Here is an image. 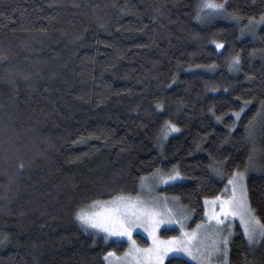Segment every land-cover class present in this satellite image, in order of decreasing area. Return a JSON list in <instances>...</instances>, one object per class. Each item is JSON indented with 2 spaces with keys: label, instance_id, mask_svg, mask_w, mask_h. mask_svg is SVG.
I'll return each instance as SVG.
<instances>
[{
  "label": "trees",
  "instance_id": "obj_1",
  "mask_svg": "<svg viewBox=\"0 0 264 264\" xmlns=\"http://www.w3.org/2000/svg\"><path fill=\"white\" fill-rule=\"evenodd\" d=\"M214 1L227 13L197 19L201 0H0V264H105L126 243L78 209L175 167L164 191L201 220L250 153L264 224V0ZM228 246L226 264H264V240L237 228Z\"/></svg>",
  "mask_w": 264,
  "mask_h": 264
},
{
  "label": "snow or ice",
  "instance_id": "obj_2",
  "mask_svg": "<svg viewBox=\"0 0 264 264\" xmlns=\"http://www.w3.org/2000/svg\"><path fill=\"white\" fill-rule=\"evenodd\" d=\"M202 9L219 10L210 14H224L227 13L226 2H214V0H205L202 4ZM208 15V14H206ZM234 18L239 19L235 13L232 14ZM197 19H201L198 15ZM258 23L264 24V13H261L259 19L256 17L249 18V25L252 29H255ZM217 48H222V43H216ZM240 62V55H234L231 58L230 67H238ZM250 101H244V105L240 108V111L235 113V116L239 118L241 112ZM262 107H264V101H261ZM219 120L220 117H217ZM252 124V121H249ZM165 128L168 131H178L177 125L171 121L165 122ZM249 137L254 133V125L252 128H246ZM227 159V158H225ZM254 162L252 154H249L248 163L244 165V169L239 168L232 172L231 178L228 180V184L232 186V195L227 200H221L220 197L213 198V210L206 213L209 220H215L216 225H225V221L229 215L240 216L241 223L244 225V235L247 237L248 243L255 244L264 240V224H260L259 219L254 215V211L250 206L248 198V185H247V173L253 168ZM22 168L23 165L21 164ZM157 178L163 181L177 180L182 178L181 173L173 168L171 174L162 175V170L157 169ZM152 192L151 187H148L149 195L141 197L137 195L132 197L131 195L117 194L110 196L108 200H93L91 205L95 210L88 211L85 207H81L75 212L76 219L80 222L84 231L96 230L105 233L104 239L108 240L109 236H126L130 242V246L123 257L117 256L115 252H109L105 254V260L108 264H163V259L169 252L183 251L193 259H200L201 264L208 261L211 264V257L213 254L217 255V259H223L227 262L228 257V236L221 235V229L216 228L215 231L209 233L207 230L204 233L203 250L201 247H196V253H200L199 257L194 254L191 241L195 238V233L183 235L181 237H168L166 240L161 239L157 235V230L161 224L165 222H171L176 213L173 207H170L166 198L156 199L150 195ZM219 200L220 211H215V201ZM205 205H208V199L205 198ZM240 208L243 211L237 212L234 209ZM223 215V218H221ZM180 223L179 220L176 221ZM144 228L148 232V235L152 239V243L144 248L136 245L135 240L132 238L133 230L137 227ZM227 226V225H225ZM183 227V225H181ZM200 228V225H197ZM208 225V228H211ZM8 241V236L4 235L0 238V244H4Z\"/></svg>",
  "mask_w": 264,
  "mask_h": 264
},
{
  "label": "rangeland",
  "instance_id": "obj_3",
  "mask_svg": "<svg viewBox=\"0 0 264 264\" xmlns=\"http://www.w3.org/2000/svg\"><path fill=\"white\" fill-rule=\"evenodd\" d=\"M204 2H205V0H201V2H200L201 4H200L199 16L202 19L207 18L209 16H217V14H210V13H214V12H217L219 10H213V9H207V8L202 9L201 6ZM206 14H208V15H206ZM218 15H225V13L224 14H218ZM171 172H168V173L162 172V175H169V174H171ZM230 178H231V175L226 180L225 187L223 190L224 193L217 196V197H220L221 200H227L232 195V192H231L232 186L228 184V180ZM177 180H179V179H177ZM177 180H169V181L165 182L162 179L157 178V173H156V171H154L151 174L144 176L141 179V181L137 187V190L135 192L119 193V194L131 195L132 197H136L137 195H139L141 197H146L149 195L148 187H151L152 192L150 193V195L152 197H154L156 199L166 198L169 206L173 207V210L176 213V215L173 217L171 222H165L164 224L160 225V228L157 230V235L161 239L166 240L168 237H172V236L183 238V235L185 233H187V234L195 233V238L191 241V245L193 246L194 254H196L198 257L200 255V253H196L195 249H196V247L199 246V247H201V250H203V244L205 242V240H204L205 231L207 230L209 233H211V232L215 231L217 227H219L222 230L221 235L228 236V240H230L232 238V236L236 233L237 228H238L242 232V234L246 240V243L248 244L249 247L255 248L261 243L262 240L258 243L251 244V245L248 243L247 237L244 235V225L241 223V219H240L239 215H237V216L229 215L227 217V220L225 221V225H227V226H225V225L217 226L216 221L214 219L209 220L206 213L210 214L213 210V198H208V205L207 206L205 205V200L203 201L204 202L203 219L194 220L193 213L191 211H189L187 208H185L180 203V201L176 198V196L169 194V193L164 191V188L166 186H168L169 184H171ZM219 204H220L219 200L215 201V205H216L215 211L216 212L220 211ZM85 208L88 211L95 210V208L91 204ZM234 210L237 212L243 211L240 208H236ZM254 215H255V213H254ZM221 218H223V215H221ZM177 220H179L180 223H177L176 222ZM77 222L80 224V222L78 220H77ZM260 224H262V223L260 222ZM181 225H183V227H181ZM197 225H200V228H198ZM208 225H211L212 227L208 228ZM80 226H81V224H80ZM88 232H90L94 235L102 236L103 238L105 236V233L102 231L98 232L96 230H89ZM138 234L141 235L144 239H146L147 242L145 245H142L137 240L136 236ZM132 238H133V240H135L136 245L141 247V248L147 247L152 243V239L148 235V232L145 231L144 228H141L139 226L133 230ZM108 240H120V241H123L126 243L125 250L122 253H116L117 256L123 257L124 253L127 252L129 249L130 242L128 240V237H126V236L117 237V236L113 235V236H109ZM171 256L183 257V258L193 262L194 264H201L200 259H193L191 256L187 255V253H185L183 251L169 252L167 254V256L164 257L163 264H164L165 260ZM104 260H105V256H104ZM105 264H108V261L105 260ZM204 264H208V261H205ZM211 264H225V262L223 261L222 258L217 259V255L213 254L211 257Z\"/></svg>",
  "mask_w": 264,
  "mask_h": 264
}]
</instances>
